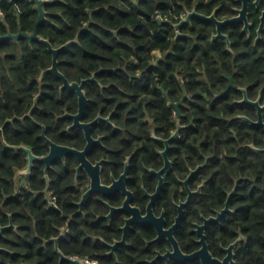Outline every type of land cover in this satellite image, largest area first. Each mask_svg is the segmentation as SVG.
Returning a JSON list of instances; mask_svg holds the SVG:
<instances>
[{"label": "flooded vegetation", "instance_id": "obj_1", "mask_svg": "<svg viewBox=\"0 0 264 264\" xmlns=\"http://www.w3.org/2000/svg\"><path fill=\"white\" fill-rule=\"evenodd\" d=\"M248 2L245 15L239 12L244 8L245 0H234L228 17H217L219 7L209 16L215 14L219 21L239 18L238 22L228 23L222 28V34L228 37L231 47L227 39L215 38L217 25L211 22L215 26L212 40L223 39L226 42L227 50L234 55L231 61L236 67L232 75H222L227 83L217 97L229 92L236 95L233 104L240 106L242 111L228 118V122L245 136V129H250L248 134L252 136V142L242 145L236 153L230 154L228 149L222 152L215 142L218 138L213 134V127L208 129L212 133L211 139L204 138L199 142L203 137L200 134L198 139L200 123L184 122L186 113L183 109L187 108L184 100L167 105L173 109L170 122L173 127L170 130L168 124L158 127L149 118L143 124L148 125L146 131L151 133V137H131L127 130L114 122V109L105 116L100 111L94 119L87 120L90 99L85 85L84 93L89 102L80 122L91 124L101 118L89 128L93 142L85 154L68 153L57 157L48 167L42 159L50 155L51 143L82 153L89 140L86 130L76 125L74 118L80 112L76 92L69 91L76 95V107L66 108L54 125L47 126L33 115L32 112L38 108L35 104L25 117L40 129L37 140L41 143L36 146L8 145L11 149L24 146L37 157L31 172L24 174L30 165L29 155L21 148L12 149L25 155L26 160V166L17 170L15 175V195L31 191L37 208L46 214L58 213L63 224L54 227L57 234L47 237L38 232L41 228L44 233L46 226L33 216L37 230L32 236L33 245L29 250L14 249L7 246L8 234H15L19 239H25L26 234L14 222L13 214L5 212L8 220L0 222V264H38L37 261L25 260L29 253L33 258L38 254L56 255L58 264H70L62 260V255L87 264H259L246 252V247L253 240L248 230L257 232L259 219L258 215H247L246 211L249 206L257 208L258 205L241 199V193L249 157L245 150L250 149V156L258 159V163L249 168L251 173L256 171L260 158L264 157V0ZM238 27L248 42L244 45L250 54L255 55L236 56L231 34L224 31L236 32ZM176 32L178 36V30ZM181 36L182 33L178 37ZM240 53L247 54L245 51ZM40 81H43L41 77ZM95 82L100 84L98 80ZM106 109L110 110V107ZM236 123L238 125L235 126ZM207 124L212 126L214 123ZM190 129L196 138V151L188 162L185 155L173 152ZM217 129L219 132L220 127ZM232 133L237 138L238 134ZM81 134L84 143L72 144L70 140L77 141ZM44 148L45 153H36ZM216 154L220 157L217 158ZM146 162L152 165L147 166ZM31 180L43 184L42 190L32 189ZM63 190L77 197L72 203V211L67 214L57 195ZM76 219L82 226L79 232L73 231ZM88 241L91 248L87 253L84 246ZM63 242L69 247L78 242L79 250L87 254H66L61 247Z\"/></svg>", "mask_w": 264, "mask_h": 264}, {"label": "trees", "instance_id": "obj_2", "mask_svg": "<svg viewBox=\"0 0 264 264\" xmlns=\"http://www.w3.org/2000/svg\"><path fill=\"white\" fill-rule=\"evenodd\" d=\"M43 1L47 19L39 26V36L49 40L55 48L77 40L59 53V70L70 82L79 83L97 74L100 84L90 82L85 87L90 99L87 120L94 119L100 111L105 116L114 109V122L127 130L128 135L150 138L151 133L146 131L148 125L143 121L150 118L158 127L168 124L170 130L173 127L170 124L173 109L167 105L184 100L187 106L183 109L186 113L184 122L200 123L198 139L200 134L203 137L199 142L204 138L211 139L209 127L215 129L213 134L218 138L215 142L222 152L228 149L233 154L242 145L252 142L250 129H245V136L228 122V118L242 111L240 106L233 104L236 95L229 92L217 97L227 83L222 75H232L236 67L231 61L234 55L227 50L226 42L223 39L212 40L214 24L194 18L191 25L181 27V37L177 36L175 29V24L181 21L177 18L186 10H196L209 16L219 7L217 17H228L234 0ZM0 11V37L21 31L26 34L34 32L39 12L33 1L0 0ZM158 14L166 20L158 19ZM224 32L231 34L236 56L255 55L250 54L244 45L248 42L239 27L236 32ZM241 51L247 54H241ZM158 54L160 57L157 58ZM52 63V53L40 41L29 42L27 38H20L19 41L9 39L0 43V222H7L4 214L10 212L21 232L26 234L25 239L8 234L7 246L14 249L29 250L33 245L32 236L37 231L33 216L46 226L44 233L41 228L38 232L47 237L57 234L54 227L63 224L58 213L46 214L37 208L31 191L15 195V175L17 170L26 166V160L25 155L8 147L41 143L37 140L40 129L25 117L35 104L38 108L32 112L33 115L47 126L58 121L66 108L76 107L75 93L61 90L63 82L52 73L47 72L40 81L42 72L51 68ZM209 122L214 124L210 126ZM217 126L220 127L219 132ZM232 131L238 134L237 138L233 137ZM76 140L70 141L76 145L84 143L82 134ZM195 143L196 138L190 129L176 144L173 153L180 152L185 155V161L190 162L196 151ZM245 151L249 157L241 199L258 205L257 208L249 206L246 212L259 218L258 231L248 230L253 240L246 247V252L253 260L264 264V157L260 158L256 171L251 173L249 168L258 163V159L250 156V149ZM45 152L44 148L36 153ZM216 156L220 157L219 154ZM31 187L42 190L44 185L31 180ZM57 195L64 213H70L77 197L64 190ZM67 195L69 198H64ZM69 203L71 207L68 208ZM79 221L76 219L73 223V231L82 229ZM66 244L62 243V250L70 255H85L91 248L90 241L84 246L87 253L79 250L78 242L70 247ZM58 259L53 254L48 257L38 254L33 258L31 253L25 258L38 264H58Z\"/></svg>", "mask_w": 264, "mask_h": 264}, {"label": "water", "instance_id": "obj_3", "mask_svg": "<svg viewBox=\"0 0 264 264\" xmlns=\"http://www.w3.org/2000/svg\"><path fill=\"white\" fill-rule=\"evenodd\" d=\"M31 1H33L37 5V10L39 12V18H38V20H37V22L35 24L34 32L32 34H26V33H23L21 31L20 33H18L16 35L10 33L8 35L0 37V43L2 41L9 40V39H12V40H15V41H19L20 38H27L29 40V42L40 41L44 45H46L48 47V50L53 55V63H52V67L51 68H49L48 70L42 72L41 80L44 78V76H45V74L47 72L52 73L56 78L62 80V82H63V85H62V88H61L62 90H68V91H71V92H76L78 94L79 103H80V112H79V114L77 116H74V118L76 119V125L84 128L86 130L87 138L89 140V144H88L85 152H82V153H80L79 151H76V150H74L72 148L57 146V145H55V144H53V143H51L49 141V143H51V146H52L51 153H50L49 156H47L46 158H44L42 160L47 163L48 167H50L51 163L57 157L66 155L68 153H73V154H77V155L85 154L86 151H88V149L90 147V144L93 142V139H92V137H91V135L89 133V128L95 122L99 121L101 118L99 117L95 122H93L91 124H82L80 122V119L83 116V114L85 113L86 107H87L88 102H89L88 98L86 97V95L84 93V87L89 82H95L97 80V78H96L97 74L95 73V74L92 75V77H90L88 79H85V80H82L81 83H79V82H72L71 83L66 78V76L59 70V67H58V65H59L58 56H59V53L61 51L67 49L71 44L76 43L77 40L76 41H70V42L66 43L65 45H63V46H61L59 48H55V47H53V45L50 43L49 40L41 38L39 36V26L44 21H46V19H47V13L44 10L45 2L43 0H31ZM248 4H249L248 0H245L244 8L239 11L240 13H242V15H245L248 12ZM193 18H200V19H203L205 21H210V22L215 23L217 25V30H218V34L215 36V38L223 37V38L227 39L229 47H231L230 41L228 40V37L226 35L222 34V28L228 23L238 22L239 18H233V19L226 20V21H219L215 17V14H213L212 16H206V15L200 14L196 10H193V11L188 13V16H187V18L185 20H182L180 23L175 25V29L178 30V36L181 35V32L179 31V29L183 25L191 24ZM101 71H103V69ZM43 136H45V135L43 134ZM20 148L22 150H24L26 153H28V155H29V162H30L29 168L25 172H23L24 174H29L31 172V170H32L33 162L35 160H37V157L33 155L32 151L30 149H28V148H26L24 146H22ZM20 148L12 147V149H14V150H19ZM3 231H4V228L2 229V232ZM62 260L66 261V262H69L70 264H87V263H85L82 260H72V259L64 257L63 255H62Z\"/></svg>", "mask_w": 264, "mask_h": 264}, {"label": "built area", "instance_id": "obj_4", "mask_svg": "<svg viewBox=\"0 0 264 264\" xmlns=\"http://www.w3.org/2000/svg\"><path fill=\"white\" fill-rule=\"evenodd\" d=\"M47 1H49V0H47ZM189 12H191V11L186 10V11L180 16V18H177V19H178V20L180 19L181 21H182V20H185V19L187 18V16H188V13H189ZM1 15H2V12L0 11V16H1ZM157 18H158V19H161V20H166V19H164V18L161 16V14H158V15H157ZM181 21H180V22H181ZM180 22H179V23H180ZM176 24H178V23H176ZM176 24H175V25H176ZM158 56L160 57V54H158Z\"/></svg>", "mask_w": 264, "mask_h": 264}, {"label": "rangeland", "instance_id": "obj_5", "mask_svg": "<svg viewBox=\"0 0 264 264\" xmlns=\"http://www.w3.org/2000/svg\"><path fill=\"white\" fill-rule=\"evenodd\" d=\"M159 56L157 55V58H158Z\"/></svg>", "mask_w": 264, "mask_h": 264}]
</instances>
